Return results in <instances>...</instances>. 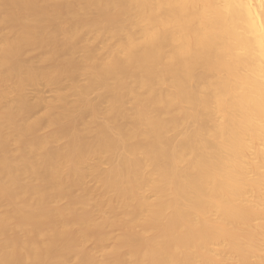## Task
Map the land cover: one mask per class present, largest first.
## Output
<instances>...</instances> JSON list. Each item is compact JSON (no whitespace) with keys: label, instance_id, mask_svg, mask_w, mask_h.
<instances>
[{"label":"bare ground","instance_id":"6f19581e","mask_svg":"<svg viewBox=\"0 0 264 264\" xmlns=\"http://www.w3.org/2000/svg\"><path fill=\"white\" fill-rule=\"evenodd\" d=\"M0 264H264V0H0Z\"/></svg>","mask_w":264,"mask_h":264},{"label":"rangeland","instance_id":"374dc122","mask_svg":"<svg viewBox=\"0 0 264 264\" xmlns=\"http://www.w3.org/2000/svg\"><path fill=\"white\" fill-rule=\"evenodd\" d=\"M28 94H29V97L35 101L37 100V98L39 96H44L46 98H51L53 96V93L51 92V90L48 88V87H45V86H40V88H30L28 90Z\"/></svg>","mask_w":264,"mask_h":264}]
</instances>
